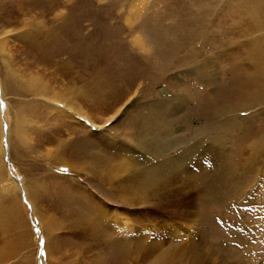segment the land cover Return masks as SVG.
Returning a JSON list of instances; mask_svg holds the SVG:
<instances>
[{
    "label": "rangeland",
    "instance_id": "obj_1",
    "mask_svg": "<svg viewBox=\"0 0 264 264\" xmlns=\"http://www.w3.org/2000/svg\"><path fill=\"white\" fill-rule=\"evenodd\" d=\"M0 101V264H264V0H0Z\"/></svg>",
    "mask_w": 264,
    "mask_h": 264
},
{
    "label": "bare ground",
    "instance_id": "obj_2",
    "mask_svg": "<svg viewBox=\"0 0 264 264\" xmlns=\"http://www.w3.org/2000/svg\"><path fill=\"white\" fill-rule=\"evenodd\" d=\"M11 31V30H10ZM7 32V31H6ZM10 34V33H9ZM5 40V39H4ZM5 43V42H4ZM7 62V61H6ZM248 96V95H247ZM61 98H63V96H59V98L58 99H56L58 102H62L63 103V105H62V107H69V106H71L70 105V103H69V101L68 100H66L65 98V100H63V99H61ZM75 98V97H74ZM247 99V98H246ZM246 99H244V100H246ZM54 101V100H53ZM247 101V100H246ZM245 102V101H244ZM73 104V103H72ZM59 106V105H58ZM60 107V106H59ZM59 114V113H58ZM83 114V113H82ZM72 115V114H71ZM95 125V124H94ZM3 146H2V124H1V119H0V156H2V151H3V148H2ZM82 150V149H81ZM120 150L119 149H117V150H115L114 152H113V150L111 151L112 152V154H111V156L110 157H114L115 155H116V153L117 152H119ZM141 156H142V158H144V157H146V155L143 153V152H141ZM107 157V156H106ZM108 159H109V157H108ZM3 162V158H2V161H0V183H3L4 182V178H3V171H2V168H4L5 167V162H3V164H1ZM109 162V161H108ZM66 163V162H65ZM95 165H97V164H95ZM109 167V166H108ZM116 167V166H115ZM96 168V167H95ZM119 169V168H118ZM103 171H105V170H103ZM114 171V170H113ZM12 184V183H11ZM18 187V186H17ZM142 200V199H141ZM140 199H139V201H141ZM141 203V202H140ZM143 203V202H142ZM105 213H107V212H105ZM117 213V215L115 216V218L117 219V218H122L123 217V215L122 214H119L118 212H116ZM106 216V215H105ZM48 225V224H47ZM119 225V224H118ZM49 227V226H48ZM52 228H53V226H52ZM46 230V229H45ZM90 231V230H89ZM48 233H50V232H48ZM52 234V233H51ZM50 234V235H51ZM138 235V234H137ZM133 239H135V238H133ZM118 240V239H117ZM122 239H120V241L118 240V241H115V242H113V243H111V245H110V247L112 248V249H110V250H112L111 252H109L110 254H116V256L118 257V263L119 264H125L126 262H127V259H128V257H129V252H127V256H125V254L123 253L124 251H121V249L123 250H127V249H125V247L127 246V241L125 240V242H124V240H122ZM135 241H137L136 239H135ZM124 242V243H123ZM130 242V241H129ZM110 243V242H109ZM130 244V243H129ZM128 244V245H129ZM141 252V251H140ZM120 253H122V257H121V255H120ZM138 255H139V253H137ZM136 254V255H137ZM136 257H138V256H136ZM135 257V258H136ZM139 259V258H138ZM137 260V259H136ZM137 262V261H136Z\"/></svg>",
    "mask_w": 264,
    "mask_h": 264
},
{
    "label": "snow or ice",
    "instance_id": "obj_3",
    "mask_svg": "<svg viewBox=\"0 0 264 264\" xmlns=\"http://www.w3.org/2000/svg\"><path fill=\"white\" fill-rule=\"evenodd\" d=\"M0 106H3V101H0ZM241 115H243V116H247L248 114L245 112V113H241ZM5 128H7L6 125H5ZM67 171H68V169H66V168H64V169H60V172H63V173H67ZM257 191H259V187L257 188ZM25 203H26V204L28 203L27 200L25 201ZM28 207L31 208V204H28ZM39 231H40V230H39V228L37 227V228H36V232L39 233ZM42 243H43V241H42ZM252 243H255V242L253 241ZM40 255L43 256V255H45V253L42 251V252L40 253Z\"/></svg>",
    "mask_w": 264,
    "mask_h": 264
}]
</instances>
